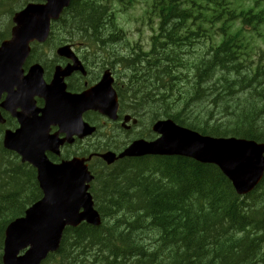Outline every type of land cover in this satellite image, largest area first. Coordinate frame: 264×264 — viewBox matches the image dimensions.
<instances>
[{
	"label": "trees",
	"instance_id": "trees-1",
	"mask_svg": "<svg viewBox=\"0 0 264 264\" xmlns=\"http://www.w3.org/2000/svg\"><path fill=\"white\" fill-rule=\"evenodd\" d=\"M29 1L0 0L8 16L0 41ZM149 1L160 17L150 50L117 48L126 38L118 14L138 0H72L53 37L107 52L127 73L125 90L117 85L122 104L149 123L172 118L203 134L264 142V50L243 29L230 31L240 19L263 36L264 11L239 0ZM1 135L0 264L8 223L42 197L35 169ZM91 192L103 224L67 228L53 264H264V178L241 197L213 164L145 156L102 162Z\"/></svg>",
	"mask_w": 264,
	"mask_h": 264
},
{
	"label": "water",
	"instance_id": "water-1",
	"mask_svg": "<svg viewBox=\"0 0 264 264\" xmlns=\"http://www.w3.org/2000/svg\"><path fill=\"white\" fill-rule=\"evenodd\" d=\"M70 2L46 0L43 4H28L14 17L16 25L11 39L0 46V107L10 111L21 124L16 132L7 131L3 142L7 149L18 152L23 161L36 167L43 191L42 198L30 206L24 216L7 226L3 264H41L50 252L60 248L67 226L76 227L83 221L94 225L101 223L89 192L93 175L87 159L74 157L54 163L46 152L60 154V147L65 142L73 143L75 135L79 138L91 135L95 127L83 120V113L89 109L112 119L118 118V96L112 87L110 72L87 91L70 94L65 91L63 78L78 68L77 60L64 71L57 67L49 84L43 78L44 69L40 64L31 66L26 75L23 69L30 53V42L46 41L51 20L58 19ZM58 54L76 59L69 45L60 47ZM3 94L6 98L1 102ZM36 96L45 99L42 109L35 105ZM4 121L0 112V122ZM52 124L59 125L66 136L51 134ZM153 129L160 134L157 139L136 140L118 157L111 151L100 156L109 164L124 156L146 154L192 157L218 165L240 195L253 191L263 178L264 143L201 135L171 119L158 121Z\"/></svg>",
	"mask_w": 264,
	"mask_h": 264
},
{
	"label": "rangeland",
	"instance_id": "rangeland-1",
	"mask_svg": "<svg viewBox=\"0 0 264 264\" xmlns=\"http://www.w3.org/2000/svg\"><path fill=\"white\" fill-rule=\"evenodd\" d=\"M245 6H253L255 0H239ZM22 3V2H21ZM264 7V0H261L260 4L258 5L257 9ZM117 9L120 10L119 4H117ZM149 9V4L145 0H138V3L135 4L134 8L130 9L127 12H119L118 20L119 25L127 31L126 38L124 41L121 42V47H117L121 51L127 49V51L136 44H142L144 46H148V49L151 47V36L154 32L158 33L159 30V17L152 16L151 20L145 14ZM152 15V14H151ZM8 19L7 14H3L0 17L1 25H4ZM244 27L245 30L250 28V26H244V24L240 21L234 23L233 28L230 29L231 32L237 31L239 28ZM264 30V28H263ZM250 36L251 40L254 43V47L264 49V38L258 37L255 32L246 33V37ZM216 40L218 42L222 41L221 37H217ZM54 43H47L46 50L49 51L52 48ZM116 47V46H115ZM93 118L92 113H88L86 115V119ZM100 126V132L96 136H92L83 140L81 143H77L75 146L65 147L63 153L70 154L76 152L78 155L83 154L84 152H89L90 149H94L97 145H105L106 143H117V144H124L128 142L131 138L137 137L139 133V129L131 131L129 133H120L119 131L112 132L113 136H108L109 139H102V134L110 133V129H112V125L109 121H106L103 118H100L95 123ZM150 134V133H146ZM106 138V137H105ZM131 141V140H130ZM129 141V142H130ZM53 264V261L51 262Z\"/></svg>",
	"mask_w": 264,
	"mask_h": 264
},
{
	"label": "flooded vegetation",
	"instance_id": "flooded-vegetation-1",
	"mask_svg": "<svg viewBox=\"0 0 264 264\" xmlns=\"http://www.w3.org/2000/svg\"><path fill=\"white\" fill-rule=\"evenodd\" d=\"M78 74H73V76H70V78L68 79V87L72 92H78L79 91V83H80V79L82 78V76ZM87 76V75H86ZM85 76V78H86ZM84 78V81L86 80ZM85 84H87V81H85ZM6 112V111H5ZM123 117L120 116L119 119L117 121H113V123L117 126V127H121L122 128V119ZM12 121V127H15L16 125V121L14 119H11ZM123 129V128H122ZM56 128H52V132L56 131ZM131 130V128L128 129V131Z\"/></svg>",
	"mask_w": 264,
	"mask_h": 264
}]
</instances>
